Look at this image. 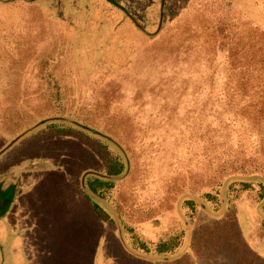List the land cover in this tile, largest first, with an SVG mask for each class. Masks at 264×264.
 <instances>
[{
  "label": "trees",
  "instance_id": "1",
  "mask_svg": "<svg viewBox=\"0 0 264 264\" xmlns=\"http://www.w3.org/2000/svg\"><path fill=\"white\" fill-rule=\"evenodd\" d=\"M17 1L20 6L18 10H13V14L8 6ZM24 1L0 0V35L4 32L2 36L7 39L5 44H0V163L4 161L3 158L12 154L8 163L0 166V178L9 177L6 189L1 190V197L7 196L10 200L13 194L18 195V188L25 185L21 175H26L27 180L29 175L39 172L45 173L44 176L41 180L30 181L31 184L37 183L41 187L51 181V194L59 186H69L67 198L70 200V192L74 202L81 204V201L87 200L86 211L85 204L77 209L73 206L66 213V217L54 216L52 220L56 226L66 225V234L73 244L76 243L74 253H71L75 257L83 246L86 247L89 239L95 238V245L91 247L90 257L87 259L88 264H100L104 235L113 231L124 251L120 255L125 262L142 258L145 260L141 264H164L171 260L174 262L169 264H225L223 259H227L230 264H264V39H255L248 50H245V44L235 45L231 41H224V27L209 29L201 21L221 23L222 18L215 15L218 9L212 17L203 14L211 11L214 4L212 0H204V3L200 0H165L162 10L164 15L160 23L162 36L152 48L157 51L165 49L167 60H172L179 54L186 57L197 53L200 59L207 57L211 63L215 61L217 50H223L228 72L223 91L217 97L222 109H212L220 117L221 123L220 119L214 123L227 136L232 135L234 131L223 123L224 116L227 114L228 117L232 112L234 116L244 119L251 137L254 141L257 138L258 142L250 146L249 154L241 149L233 152L238 147L234 141L236 139L228 138L220 143L214 137V132L208 140L205 132V141L214 144L212 151H217L216 157H208L207 160L203 157L206 154L201 151V158L207 161L201 168L203 172L192 174L193 171H185L179 174L177 182L170 186L172 190L166 188L164 192L162 186L158 193L165 194L170 191L165 194L164 200L153 198L143 204L140 203L139 192L136 190L123 195L125 188L121 186V181L108 180L97 175L88 176L85 183L87 189L105 201L115 212L125 248L120 241L117 222L111 211L95 196L85 191L81 184V176L87 170L111 176L126 174L128 161L119 144L126 149L131 161L134 152L124 141L127 138H122V142L114 136L119 135L121 122H117L122 118L111 113V107L113 110L116 107L108 102H95L100 99L94 98L95 103H80L78 97L67 93L65 87L68 77L63 70H57L56 67L61 62L56 55L65 53L67 45H71L67 42V39H71L65 32L76 27V17L73 22L72 18L60 13L63 1L58 0L55 17L47 14V10L45 12L46 8L51 9L50 5H46L44 9L37 6L40 0L33 3ZM90 1L92 0H88V3ZM105 1L119 8L125 18H131L138 23L140 30L149 31L150 27H156L159 2L150 9L154 0H121L122 4L115 0ZM81 3L85 4L86 0H81ZM169 4L175 6L168 8ZM153 14L155 17H152ZM96 22L103 21L97 19ZM240 25L242 24L239 22L238 26ZM238 26L235 29L234 25L230 32L235 33ZM160 28L155 29L158 31ZM156 30L148 36L152 38ZM259 30V34L264 36V31ZM73 58L77 60L75 56ZM212 80L213 73L200 77V82L207 81L208 85L212 84ZM109 82L111 81L104 87L113 84ZM113 93L116 94L115 89ZM73 94L75 95L74 92ZM208 95L202 98L204 103L200 107L210 103L213 97L210 88ZM173 114L172 110L168 117ZM202 114L203 109H200V116ZM66 117L82 121L80 123L85 126L66 121ZM198 120H204V116ZM90 123L103 126L112 134H105L100 130L103 132L101 133L91 127ZM201 133L200 139L203 140ZM50 139L53 142L66 143V150L59 151L53 159L40 161L37 156L38 143ZM189 192L192 195H183L180 203V206L192 214H186L191 217L185 225L181 217L184 214H178L176 209L179 208L175 202L180 195ZM245 195L249 198L248 202H245ZM222 201L223 211L219 213L222 210ZM198 203L204 205L202 209L209 204L217 213L214 216L205 214L209 217L208 220L194 219L193 212L201 209ZM166 211L172 214L169 228L162 229L161 232L159 230L157 235L156 231L144 228L143 225L147 223L161 227L164 224L163 212ZM79 212L87 217L84 219ZM9 231L10 228L4 230L6 236H9ZM188 232L190 236L187 242ZM62 233L59 230L57 236ZM8 250L7 244L0 245V260L7 255ZM150 251L158 252L159 255H146ZM166 253L171 256H165ZM110 263H113L112 259Z\"/></svg>",
  "mask_w": 264,
  "mask_h": 264
},
{
  "label": "rangeland",
  "instance_id": "2",
  "mask_svg": "<svg viewBox=\"0 0 264 264\" xmlns=\"http://www.w3.org/2000/svg\"><path fill=\"white\" fill-rule=\"evenodd\" d=\"M25 1L33 3L36 0ZM62 1L64 5L61 7L60 13L72 18L73 22V18L76 17V27H71L69 31L65 32L71 39H67L71 45H67L65 53H57L56 58L61 63L56 68L63 70V73L68 77L65 87L68 90L67 93H72L75 98L78 97L80 103H91L94 102V98L100 99L95 102H108L111 106L114 105L116 109L113 110L111 107V113L116 117L121 116L122 120L117 122H121L118 128L120 136L117 134L114 136L120 141L122 138H127L124 141L130 145L134 152V158L131 161L126 149L119 144L124 157L129 161V172L118 180L125 188L124 196L136 190L139 192L140 203H148L153 198L164 200L165 194H169L170 191L165 194L158 193L162 186L164 192H166V188L172 190L170 186L175 184L177 176L185 171L186 173L193 171L192 174L202 173L201 168L206 165L207 161L201 158L200 152L206 154L203 156L205 159L214 158L217 155L216 150L212 151L214 144L205 141V132L207 140L214 132V137L220 143L228 138H234L238 147H235L233 152L241 149L245 154H249L250 146L258 141L257 138L254 141L251 137L244 119L234 116L232 112L228 114V117L227 114L224 116L223 123L229 125V128L234 131L233 136H227L214 123L220 117L213 113L212 109H222V104L217 101V97L223 91L224 79L228 72L225 52L217 50L215 61L211 63L207 57L200 59L197 53L186 57L179 54L176 58L167 60L165 49L157 51L152 48L153 44L162 36L160 23L164 15L162 10L165 0H154L150 5V9H152L158 2L160 3L158 22L155 27L160 28L158 31L151 27L149 31L140 30L138 23L132 21L131 18H125L119 8L107 4L105 0H92L90 3L86 0L85 4H80L81 0ZM115 1L122 4L121 0ZM200 1L204 3V0ZM212 1L214 4L211 11L208 10L209 13L203 14L212 17L218 9L215 15L222 18L221 23L217 21V23L210 24L201 21L205 26L208 25L209 29L216 30L224 27L226 29V40L223 39L224 41H231L235 45L245 44V50H248L251 46L250 43L255 39H264L263 34H259V29L264 31V0ZM38 4L37 6H42L44 9L46 5H50L51 9L46 8L45 12L47 10V14L56 16L58 0H40ZM19 6L20 2L17 1L11 6L9 5L8 10L14 14L13 10H18ZM87 6L90 8H86ZM174 6L169 4L168 8ZM24 7L28 10L26 5H23ZM219 9L222 11L220 12ZM152 17H155L154 14ZM97 19L103 22L98 23ZM234 19L239 20L242 25L238 26L239 22ZM234 25L235 29L237 26L238 29L235 33H231L230 29L233 30ZM154 30H156V34L150 38L148 35ZM1 33L0 44L3 45L7 39L2 36L4 32ZM73 56L77 60H74ZM210 73H213L211 85H208L207 81L200 82L201 76ZM108 81L113 84L104 87ZM208 88L212 90L213 97L210 99V103L200 107L204 103L202 98L209 96ZM114 89L116 94L113 93ZM91 97L92 99H90ZM107 99L110 101H104ZM200 109H203L201 116ZM172 110L174 114L168 117ZM114 115L111 116L116 118ZM203 116L204 120H198ZM90 124L98 131L102 130L105 134H112L101 125ZM102 131L100 132L103 133ZM200 133L203 140L200 139ZM239 134L241 135L239 136ZM112 141L115 142V139ZM125 142L124 145H126ZM38 144L37 156L40 157L38 158L40 161L53 159L59 151H65L67 145L63 141L53 142L51 139ZM130 154H132L131 151ZM11 156L12 154L7 155L4 161H1L0 166L6 165ZM84 165H87V162H84ZM9 169L12 170V167ZM90 171L98 175L101 174L92 170L85 172ZM44 174L39 172L29 175L27 180L25 179L26 175H21L22 183L25 185L18 188L14 204L5 216V223L0 227L2 232L8 227L5 225H10L13 231L17 230L19 238L11 242L7 241L10 237H7L6 234H0V245L5 243L9 246V253L3 256L0 264H88L87 259L90 257L91 247L95 245L93 243L95 238L89 239L86 242V247L83 246L75 257L71 253H74L76 243L73 244L69 235L66 234V225L56 226L52 220L54 216L66 217L73 206L77 209L81 204H85L86 211L88 202L85 200L80 204L70 201L66 196L69 186H59V189L53 194H51V190L47 189L49 194L46 195H41L42 190L37 191L34 185L29 187V184L32 185L30 181L41 180ZM90 175H87L86 178ZM8 178L7 176L0 178V202L2 201L1 190L6 189ZM38 195L39 200H37ZM183 195L191 196L192 194L189 192L180 195L175 205L179 208V210L176 209L178 214H184L181 217L184 224L187 225L192 214L186 211L185 207L180 206ZM248 199L245 195V202H248ZM38 203L42 205L41 208L37 207ZM198 204L201 209L193 212L194 219L208 220L209 217L205 214L214 216L217 213L207 203H204L207 205V208L204 207L205 209H202L204 206L202 203ZM222 211L223 201L222 210L219 213ZM79 214L84 219L87 217L82 212ZM50 216L51 218H48ZM163 216L165 229H167L170 226L172 214L166 211L163 212ZM149 224L151 225V223L143 225L144 228L147 230H150L151 226L159 228V226L154 224L149 226ZM59 230L63 233L57 236ZM158 233L159 229H156L155 234ZM121 252L124 251L117 241L115 232L105 233L101 264H106L110 259L113 261L112 264H131L132 262L141 264L145 260L135 258L132 262H125L121 260ZM146 255L156 257L159 253L150 251L146 252ZM165 256L171 255L166 253ZM223 261L225 264L231 263L227 259H223ZM172 262L174 260L166 261L164 264Z\"/></svg>",
  "mask_w": 264,
  "mask_h": 264
},
{
  "label": "water",
  "instance_id": "3",
  "mask_svg": "<svg viewBox=\"0 0 264 264\" xmlns=\"http://www.w3.org/2000/svg\"><path fill=\"white\" fill-rule=\"evenodd\" d=\"M66 121H69V122H72V123H74V124H76V125H79V126H85L84 124H82V123H80V122H78V121H75V120H73L72 118H64ZM87 128H90L92 131H95L93 128H91V127H87ZM128 163V167H127V172H129V161L127 162ZM127 172H126V174H127ZM90 174H94V175H97V176H99L100 178H104V179H108V180H119V179H122L123 177H125L126 176V174H124L123 176H111V175H101V174H95V173H93V172H85V173H83L82 174V176H81V184H82V187H83V189L85 190V191H87L89 194H91L92 196H95L101 203H103L105 206H107V208L111 211V213H112V215H113V217H114V219H115V221L117 222V226H118V233H119V237L121 238V241H122V243H123V245H125L124 244V241H123V238H122V236H121V231H120V224H119V222H118V218H117V216L115 215V212L111 209V206H109L105 201H103L101 198H99V197H97L93 192H91L90 190H88L87 189V187H86V185H85V179H86V176L87 175H90ZM14 195L15 194H13L12 195V198L9 200V198L7 197V196H5V198H4V196L2 195V200L3 199H5L3 202H2V204L0 205V211H2V213H0V218L3 216V215H5L6 213H7V211L10 209V206H11V204H12V202H13V199H14ZM8 204V206L6 207V205ZM6 207V208H5Z\"/></svg>",
  "mask_w": 264,
  "mask_h": 264
},
{
  "label": "crops",
  "instance_id": "4",
  "mask_svg": "<svg viewBox=\"0 0 264 264\" xmlns=\"http://www.w3.org/2000/svg\"><path fill=\"white\" fill-rule=\"evenodd\" d=\"M4 159V158H3ZM35 186V188L37 189V191L40 189V190H42V192H40V194L42 195V194H44V195H46V194H49L48 192H47V189L48 190H51V185L50 184H43V186H41V187H39L38 186V184L37 183H33L32 184V186ZM69 198H70V201H72V198H71V196H70V192H69ZM39 195H38V197H37V200H39ZM14 203H12L11 204V207H10V209L7 211V213L5 214V215H3L1 218H0V227H1V225L3 224V223H5V216L8 214V212L11 210V208H12V205H13ZM37 207L38 208H41L42 207V205H39V203H38V205H37ZM7 228H10V231H9V236H10V241L12 242V241H14L16 238H19L18 237V234H17V230H15V231H13L12 230V227L10 226V225H5ZM149 226H151V225H149ZM152 228L150 229V231H156V227H153V226H151ZM162 229L163 230H165V224H163L161 227H159V230H160V232L162 231ZM154 233V232H153ZM0 234H4L5 235V233H4V231H2L1 232V230H0ZM7 235V234H6ZM9 236H7V237H9ZM189 236H190V232H188L187 233V242L189 241ZM121 241V240H120ZM122 242V241H121ZM123 244V243H122ZM124 246V245H123ZM125 247V246H124ZM126 248V247H125ZM7 254L9 253V250L6 252ZM102 262V261H101ZM101 262H100V264H101ZM110 263V260L106 263V264H109ZM110 264H112V263H110ZM194 264V263H193ZM195 264H196V262H195Z\"/></svg>",
  "mask_w": 264,
  "mask_h": 264
},
{
  "label": "flooded vegetation",
  "instance_id": "5",
  "mask_svg": "<svg viewBox=\"0 0 264 264\" xmlns=\"http://www.w3.org/2000/svg\"><path fill=\"white\" fill-rule=\"evenodd\" d=\"M16 197V194L14 195V198ZM5 198V197H4ZM4 201V200H3ZM13 201H14V199H13ZM13 203V202H12Z\"/></svg>",
  "mask_w": 264,
  "mask_h": 264
}]
</instances>
